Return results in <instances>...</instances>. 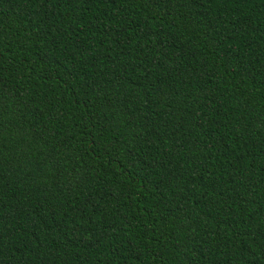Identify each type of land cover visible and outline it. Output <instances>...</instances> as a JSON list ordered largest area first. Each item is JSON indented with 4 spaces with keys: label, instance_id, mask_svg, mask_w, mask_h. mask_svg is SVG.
I'll use <instances>...</instances> for the list:
<instances>
[{
    "label": "trees",
    "instance_id": "obj_1",
    "mask_svg": "<svg viewBox=\"0 0 264 264\" xmlns=\"http://www.w3.org/2000/svg\"><path fill=\"white\" fill-rule=\"evenodd\" d=\"M0 264H264V0H0Z\"/></svg>",
    "mask_w": 264,
    "mask_h": 264
}]
</instances>
